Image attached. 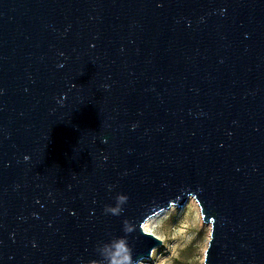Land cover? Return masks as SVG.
Returning <instances> with one entry per match:
<instances>
[{
  "label": "water",
  "instance_id": "water-1",
  "mask_svg": "<svg viewBox=\"0 0 264 264\" xmlns=\"http://www.w3.org/2000/svg\"><path fill=\"white\" fill-rule=\"evenodd\" d=\"M190 198L203 264H264V0H0V264L149 261Z\"/></svg>",
  "mask_w": 264,
  "mask_h": 264
},
{
  "label": "rangeland",
  "instance_id": "rangeland-1",
  "mask_svg": "<svg viewBox=\"0 0 264 264\" xmlns=\"http://www.w3.org/2000/svg\"><path fill=\"white\" fill-rule=\"evenodd\" d=\"M166 211L149 229L163 245L140 264H203L211 227L203 223L196 200L190 198L183 208Z\"/></svg>",
  "mask_w": 264,
  "mask_h": 264
},
{
  "label": "clouds",
  "instance_id": "clouds-1",
  "mask_svg": "<svg viewBox=\"0 0 264 264\" xmlns=\"http://www.w3.org/2000/svg\"><path fill=\"white\" fill-rule=\"evenodd\" d=\"M128 197L118 194L115 198V205L105 206V213L119 216L122 214L123 206L127 203ZM126 234L132 231L125 224ZM97 258L87 261V264H133L132 248L128 243L127 236L113 237L107 242H100L95 248Z\"/></svg>",
  "mask_w": 264,
  "mask_h": 264
},
{
  "label": "bare ground",
  "instance_id": "bare-ground-1",
  "mask_svg": "<svg viewBox=\"0 0 264 264\" xmlns=\"http://www.w3.org/2000/svg\"><path fill=\"white\" fill-rule=\"evenodd\" d=\"M167 211L166 210H164V211H162V212H160V213H158L157 215H155V216H153V217H151L150 219H148V221L145 223V225H144V230L146 231V232H148V233H151V234H153L152 232H150V227L157 221V220H159L165 213H166ZM154 235V234H153ZM203 263V262H202Z\"/></svg>",
  "mask_w": 264,
  "mask_h": 264
}]
</instances>
